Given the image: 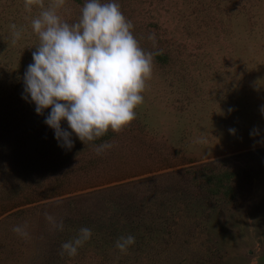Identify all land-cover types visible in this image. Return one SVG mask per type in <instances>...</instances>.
Wrapping results in <instances>:
<instances>
[{"label":"rangeland","instance_id":"obj_1","mask_svg":"<svg viewBox=\"0 0 264 264\" xmlns=\"http://www.w3.org/2000/svg\"><path fill=\"white\" fill-rule=\"evenodd\" d=\"M85 2L57 12L73 23ZM117 2L140 46L159 53L143 103L119 132L73 135L67 149L44 123L50 109L21 97L41 8L0 0V264H264V0ZM82 227L91 239L61 256Z\"/></svg>","mask_w":264,"mask_h":264},{"label":"clouds","instance_id":"obj_2","mask_svg":"<svg viewBox=\"0 0 264 264\" xmlns=\"http://www.w3.org/2000/svg\"><path fill=\"white\" fill-rule=\"evenodd\" d=\"M64 3L52 0L45 8L43 0H24L27 11L34 5L41 11L31 20L39 42L32 52V63L23 73L21 97L35 105L38 115L50 109L44 123L54 130L59 146L71 149L73 135L85 144L109 130L119 132L135 119V108L143 103L142 93L159 53L140 46L133 24L123 15L117 0H86L73 23L57 12ZM10 28L15 42L22 29L15 24ZM147 39L155 44L154 33ZM260 111L264 116V106ZM258 134L256 129L250 132V136ZM112 147L111 143H102L96 148L97 154ZM45 219L54 229L63 230V220L48 213ZM12 231L22 238L29 235L26 225L14 226ZM91 237L90 228H80L74 238L61 244L60 255L76 256ZM134 243L133 235H122L115 247L126 252Z\"/></svg>","mask_w":264,"mask_h":264},{"label":"trees","instance_id":"obj_3","mask_svg":"<svg viewBox=\"0 0 264 264\" xmlns=\"http://www.w3.org/2000/svg\"><path fill=\"white\" fill-rule=\"evenodd\" d=\"M210 181H211V179H210Z\"/></svg>","mask_w":264,"mask_h":264}]
</instances>
